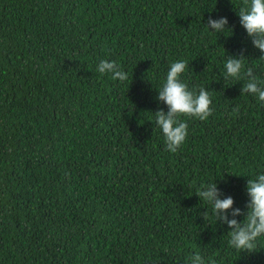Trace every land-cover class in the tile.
<instances>
[{
  "label": "trees",
  "instance_id": "16d2710c",
  "mask_svg": "<svg viewBox=\"0 0 264 264\" xmlns=\"http://www.w3.org/2000/svg\"><path fill=\"white\" fill-rule=\"evenodd\" d=\"M242 6L0 0V264H184L193 253L264 264V236L251 253L230 247V229L195 194L214 181L246 214V182L264 174V102L241 94L247 77L224 76L242 54L264 82ZM210 16L227 18L223 32ZM102 59L128 79L99 73ZM178 60L213 112L180 117L187 137L173 153L154 112L167 111L158 89Z\"/></svg>",
  "mask_w": 264,
  "mask_h": 264
},
{
  "label": "clouds",
  "instance_id": "9594fccd",
  "mask_svg": "<svg viewBox=\"0 0 264 264\" xmlns=\"http://www.w3.org/2000/svg\"><path fill=\"white\" fill-rule=\"evenodd\" d=\"M239 23L251 38L254 47L260 50V58L264 59V0H244V6L238 11ZM228 24L226 17L208 19L207 27L216 33H221ZM244 56H228L225 62V78L239 81L247 77V82L240 89L241 94L255 95L259 101L264 102V82L258 81L252 68L245 70ZM184 60L174 61L170 64L166 78L158 89L157 99L167 106V111L159 109L154 112L155 124L162 130L166 150L175 153L187 137V123L180 119L181 116L206 120L213 112L211 97L208 91L201 87L189 89L188 84L180 79L187 68ZM243 70V76H242ZM97 71L101 74L111 73L113 79L124 81L128 79L126 71L122 70L115 61L100 60ZM238 109H233L237 112ZM248 201L247 212L242 213L240 208L233 207L234 200L231 196L221 199V192L216 184L202 183L195 194L211 205V212L215 221L226 224L228 231V244L230 247L248 253L257 250L258 237L264 236V174H259L255 179L246 182ZM243 215L244 219L238 221L236 217ZM207 212L205 211V217ZM231 217V218H230ZM184 264H217L215 259H205L199 253L190 255Z\"/></svg>",
  "mask_w": 264,
  "mask_h": 264
}]
</instances>
